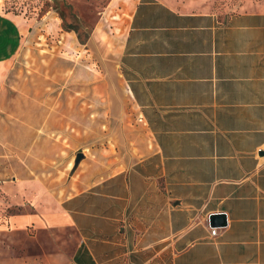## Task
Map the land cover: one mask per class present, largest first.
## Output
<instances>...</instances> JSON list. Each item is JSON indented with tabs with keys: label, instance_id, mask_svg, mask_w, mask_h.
Instances as JSON below:
<instances>
[{
	"label": "crops",
	"instance_id": "crops-1",
	"mask_svg": "<svg viewBox=\"0 0 264 264\" xmlns=\"http://www.w3.org/2000/svg\"><path fill=\"white\" fill-rule=\"evenodd\" d=\"M1 1L0 105L23 40ZM123 1L119 69L146 156L56 202L19 197L11 209L25 214L0 200V264H264V0L234 12L215 0ZM70 84L60 121L85 140L87 110L106 117L90 84ZM215 213L226 226L211 225ZM20 233L29 254L6 257Z\"/></svg>",
	"mask_w": 264,
	"mask_h": 264
},
{
	"label": "rangeland",
	"instance_id": "rangeland-1",
	"mask_svg": "<svg viewBox=\"0 0 264 264\" xmlns=\"http://www.w3.org/2000/svg\"><path fill=\"white\" fill-rule=\"evenodd\" d=\"M1 2L3 13L23 21V40L3 79L0 200L10 213L25 214L28 206L11 209L19 197L56 202L75 194L84 180L95 183L142 160L148 132L127 99L120 75L119 58L129 20L125 1ZM215 2L218 7L234 3L229 6L234 12L244 0ZM70 27L77 33L68 31ZM66 81L90 84L88 100L106 117L98 120V115L87 110L85 140L73 138L78 128L60 121L62 116L67 118L63 112L76 92L70 83L64 90ZM80 153L84 157L75 165ZM15 239H6V257L29 254V235L20 233Z\"/></svg>",
	"mask_w": 264,
	"mask_h": 264
},
{
	"label": "water",
	"instance_id": "water-1",
	"mask_svg": "<svg viewBox=\"0 0 264 264\" xmlns=\"http://www.w3.org/2000/svg\"><path fill=\"white\" fill-rule=\"evenodd\" d=\"M261 155H264V152H262ZM83 157H84L83 153L78 154L75 160V165H78L81 159H83ZM210 222H211V225L226 226L227 216L224 213H215L211 215Z\"/></svg>",
	"mask_w": 264,
	"mask_h": 264
},
{
	"label": "trees",
	"instance_id": "trees-1",
	"mask_svg": "<svg viewBox=\"0 0 264 264\" xmlns=\"http://www.w3.org/2000/svg\"><path fill=\"white\" fill-rule=\"evenodd\" d=\"M62 17V16H61ZM62 19H64V17H62ZM68 31H75L77 33V31L75 29H73L72 27L67 29ZM80 38V34L78 35ZM83 44H86L85 41L82 42Z\"/></svg>",
	"mask_w": 264,
	"mask_h": 264
},
{
	"label": "built area",
	"instance_id": "built-area-1",
	"mask_svg": "<svg viewBox=\"0 0 264 264\" xmlns=\"http://www.w3.org/2000/svg\"><path fill=\"white\" fill-rule=\"evenodd\" d=\"M216 231H217V229H214V228H213V229L211 230V234H212L213 236H215V235H216Z\"/></svg>",
	"mask_w": 264,
	"mask_h": 264
}]
</instances>
